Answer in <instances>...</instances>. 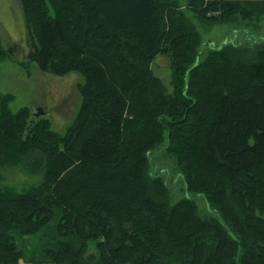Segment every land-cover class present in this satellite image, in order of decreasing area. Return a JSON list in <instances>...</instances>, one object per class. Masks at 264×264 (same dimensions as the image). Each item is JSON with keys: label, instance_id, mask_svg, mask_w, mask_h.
Listing matches in <instances>:
<instances>
[{"label": "trees", "instance_id": "trees-1", "mask_svg": "<svg viewBox=\"0 0 264 264\" xmlns=\"http://www.w3.org/2000/svg\"><path fill=\"white\" fill-rule=\"evenodd\" d=\"M19 1L30 61L85 83L64 135L0 95V169L39 177L0 186V264H264V0H191L245 32L218 45L172 0Z\"/></svg>", "mask_w": 264, "mask_h": 264}, {"label": "rangeland", "instance_id": "rangeland-1", "mask_svg": "<svg viewBox=\"0 0 264 264\" xmlns=\"http://www.w3.org/2000/svg\"><path fill=\"white\" fill-rule=\"evenodd\" d=\"M18 1L0 0V28L3 35V45L12 54L10 59L0 62V95H14L15 100L10 104V108L14 113L22 108L34 109L36 107L39 109L40 107L39 112L41 115L47 116L53 129L64 135L82 107L83 97L80 87L85 83V78L77 72L58 76L41 71L36 62L30 61L29 53L31 52H26L27 47L24 44L22 35L18 37L17 51L13 50L11 41L18 36L15 19L19 18V13L23 9L20 1ZM172 1L176 2L181 10L187 13L205 42H215L218 45L227 40H233L236 36L238 42L245 39V32L238 31L239 29L236 28L234 23L211 24L200 20L188 8L191 0ZM16 23L20 25L18 20ZM260 24L262 31L256 33V35L264 40V19ZM26 39L27 33L25 35ZM206 54H203L201 60L206 57ZM153 67L155 74L172 91L170 58L159 56ZM156 163L163 169H170L168 181L171 184V197L173 202L180 200L186 193L182 177L176 172L170 160H157ZM38 180L39 177H31L24 169L19 167L0 169V186L12 185L21 188ZM191 197L199 204L202 214H210L208 203L204 197L198 195H192ZM93 245L91 252H96Z\"/></svg>", "mask_w": 264, "mask_h": 264}, {"label": "crops", "instance_id": "crops-1", "mask_svg": "<svg viewBox=\"0 0 264 264\" xmlns=\"http://www.w3.org/2000/svg\"><path fill=\"white\" fill-rule=\"evenodd\" d=\"M19 2V1H18ZM23 8V7H22ZM18 12H19V10H18ZM23 12V13H22ZM22 12L21 13H19V18L17 19L19 22H20V25H17V23H16V19H15V24H16V29L18 30V36H17V38H15V39H13L12 41H11V43L13 44V50H15V48L16 47H18V46H16V45H18V37L19 36H23V39H24V44H26V47H27V49H25L26 50V52L28 51V52H31L30 51V44H29V40H28V36H27V39L25 40V35H26V33H27V26H26V22H25V16H24V10L22 9ZM3 27V26H2ZM4 28V27H3ZM6 31V30H5ZM7 32V31H6ZM19 32H20V35H19ZM0 33H1V35H2V30H1V28H0ZM2 40H3V35H2ZM29 55H30V53H29Z\"/></svg>", "mask_w": 264, "mask_h": 264}, {"label": "water", "instance_id": "water-1", "mask_svg": "<svg viewBox=\"0 0 264 264\" xmlns=\"http://www.w3.org/2000/svg\"><path fill=\"white\" fill-rule=\"evenodd\" d=\"M225 42H227V41H225ZM214 45H215V44H212V46H214ZM40 116H45V115H41V113H39L38 111H36V110H35V107H34V109H33V116H32L31 121H32V122H35L36 119H37L38 117H40Z\"/></svg>", "mask_w": 264, "mask_h": 264}, {"label": "flooded vegetation", "instance_id": "flooded-vegetation-1", "mask_svg": "<svg viewBox=\"0 0 264 264\" xmlns=\"http://www.w3.org/2000/svg\"><path fill=\"white\" fill-rule=\"evenodd\" d=\"M236 37H237V36H236ZM16 46H17V45H16ZM17 48H18V47L15 48L16 51H17ZM35 110L39 112L40 107H39V109L35 107ZM39 113H40V112H39Z\"/></svg>", "mask_w": 264, "mask_h": 264}]
</instances>
